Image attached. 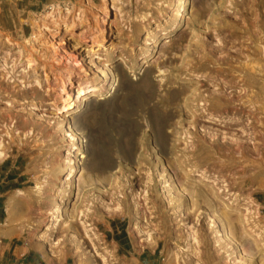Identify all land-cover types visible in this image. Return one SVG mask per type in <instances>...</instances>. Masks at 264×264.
Here are the masks:
<instances>
[{
	"label": "rangeland",
	"instance_id": "374dc122",
	"mask_svg": "<svg viewBox=\"0 0 264 264\" xmlns=\"http://www.w3.org/2000/svg\"><path fill=\"white\" fill-rule=\"evenodd\" d=\"M82 1L0 0L2 227L11 199L10 235L72 264H264V0H108L38 30Z\"/></svg>",
	"mask_w": 264,
	"mask_h": 264
},
{
	"label": "bare ground",
	"instance_id": "6f19581e",
	"mask_svg": "<svg viewBox=\"0 0 264 264\" xmlns=\"http://www.w3.org/2000/svg\"><path fill=\"white\" fill-rule=\"evenodd\" d=\"M106 1H108V0H100L99 3L94 4L90 0H87V1L84 0L82 2H78V3H80L79 5H73L72 4L71 6L64 7V8H60L58 6H53V7H51V10L47 13L46 17L42 20V24H40L37 28H38L39 31L43 30L44 27H47V25L49 23H51V22H53V23L55 22L56 23L57 19L65 20V18H67L71 23H75L76 21L77 22L81 21L88 13H92L91 16L95 17L96 16L95 14L99 10H105L106 9V7H107ZM188 1L189 0H182V2H181V9L182 10L186 9ZM94 28L96 29V27H94ZM87 30H88V28H87ZM102 30L103 29H102V27L100 25L97 26V32L96 31L93 32V30H90V31L93 32V33L91 32L92 33L91 34L92 35L91 36L92 41H94L96 43L102 42V40H103V38H102V35H103L102 34ZM38 36H39V33H37V31H36L35 34H32L31 39L36 40V39H38ZM65 61L66 60H64V63H63V66H62V69H63L64 72H61V71L59 72L57 70L59 72L58 74H59L60 78L63 77L64 74L69 75V73H70L69 66H68L67 63H65ZM157 141H159V140H157ZM73 172H74V166H70L68 168L67 175L63 178V181L61 183L62 186H63V183H67V181L71 178V176L73 175ZM62 186L59 188V190L57 189L58 190L57 192L63 193L64 190H62ZM35 188H36V190H41L39 185H36ZM16 192H17V197H19L20 196V194H19L20 190H17ZM62 202L63 201H61L60 203L58 202L55 205H53L54 207L51 209V215H58L59 214ZM5 213H6V218H5L4 223H3V232L1 234L4 235V236H10L11 231H12V224H11V221H12L11 220V217H12V203H11V199H9L6 202ZM223 214H224L223 215L224 218H226L228 220V218H227L228 216L226 215V213L223 212ZM47 221H49V220H47ZM46 230H47V226H45V228H44V231H46Z\"/></svg>",
	"mask_w": 264,
	"mask_h": 264
},
{
	"label": "crops",
	"instance_id": "0c3cea01",
	"mask_svg": "<svg viewBox=\"0 0 264 264\" xmlns=\"http://www.w3.org/2000/svg\"><path fill=\"white\" fill-rule=\"evenodd\" d=\"M17 219H20V223H16V227L22 228L23 219L20 217ZM2 232L3 227L0 224V264H72L67 258L62 259L49 255L45 257L37 253L36 247L19 239L18 230L10 236H4Z\"/></svg>",
	"mask_w": 264,
	"mask_h": 264
}]
</instances>
